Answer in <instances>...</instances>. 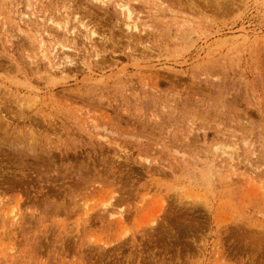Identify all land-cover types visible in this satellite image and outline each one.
I'll list each match as a JSON object with an SVG mask.
<instances>
[{
    "label": "rangeland",
    "instance_id": "374dc122",
    "mask_svg": "<svg viewBox=\"0 0 264 264\" xmlns=\"http://www.w3.org/2000/svg\"><path fill=\"white\" fill-rule=\"evenodd\" d=\"M104 3L0 0V264H264V0Z\"/></svg>",
    "mask_w": 264,
    "mask_h": 264
},
{
    "label": "bare ground",
    "instance_id": "6f19581e",
    "mask_svg": "<svg viewBox=\"0 0 264 264\" xmlns=\"http://www.w3.org/2000/svg\"><path fill=\"white\" fill-rule=\"evenodd\" d=\"M96 1H99V2H103L104 3V0H96ZM123 2V1H122ZM105 4V3H104ZM120 8H121V11L124 13V15H125V17H126V27L130 30V31H134V32H137V31H139V29H140V24L134 19V11L131 9L132 7H130V4L129 3H127V2H125V3H123V4H121L120 5ZM52 19L53 18H51L50 19V22L52 21ZM76 19H77V17H76ZM64 21V22H63ZM63 21L61 20V22H59V21H55V25L56 26H58L59 27V29L61 28V29H65L66 30V32L67 31H69V20H68V16L67 17H64V19H63ZM62 22H63V24H62ZM60 23V24H59ZM80 27H82V29L84 28L85 30V36L86 37H88L90 40H92V39H94L93 37H95V35H96V33L97 32H95L94 30H91V29H89V26L88 25H86L83 21L82 22H80ZM74 30H75V28H74ZM71 31H73V30H71ZM72 34L74 33V32H71ZM69 33H67V35H68ZM84 34V33H83ZM98 34V33H97ZM136 34V33H135ZM69 36V35H68ZM99 36V35H98ZM76 38V37H75ZM96 39V38H95ZM40 47L43 49L42 51H43V53H44V56L47 58L48 56H47V54L45 55V51H46V43H44L43 41H41L40 42ZM63 47V46H62ZM48 49V48H47ZM49 51V50H48ZM65 52H63V54H64ZM50 57V56H49ZM101 57V56H100ZM66 58H67V64L68 63H72V61L70 60V58H69V54H68V56H66ZM69 59V60H68ZM64 61V60H63ZM50 63V62H49ZM62 63V62H61ZM51 65V64H50ZM61 67V66H60ZM54 68V67H53ZM107 211L109 212L110 211V209H108L107 208Z\"/></svg>",
    "mask_w": 264,
    "mask_h": 264
}]
</instances>
